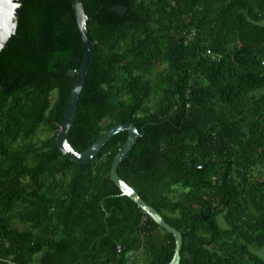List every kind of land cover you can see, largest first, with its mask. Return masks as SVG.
Listing matches in <instances>:
<instances>
[{"label": "trees", "instance_id": "1", "mask_svg": "<svg viewBox=\"0 0 264 264\" xmlns=\"http://www.w3.org/2000/svg\"><path fill=\"white\" fill-rule=\"evenodd\" d=\"M82 4L67 142L133 124L117 174L181 234L179 264H264V0ZM82 58L70 0H24L0 51V264H169L173 236L109 179L127 133L85 164L56 147Z\"/></svg>", "mask_w": 264, "mask_h": 264}, {"label": "water", "instance_id": "2", "mask_svg": "<svg viewBox=\"0 0 264 264\" xmlns=\"http://www.w3.org/2000/svg\"><path fill=\"white\" fill-rule=\"evenodd\" d=\"M24 0H0V51L6 46L7 41L16 31L17 21L22 9ZM73 14L75 17L78 32L81 37V44L83 47V58L80 63L78 71L70 70L69 76L74 78V82L69 93L66 106L64 108L62 121L59 125V132L56 135V147L60 154L78 164H85L92 159L114 134L125 131L127 138L121 149L114 157L109 173V179L120 191L121 196L129 198L145 215H147L154 223L163 228L167 233L171 234L174 238V254L169 264L180 263V250L182 246L181 234L170 227L162 218V216L151 206L147 205L142 198L135 192L133 188L128 186L117 174V167L119 163L126 157L132 149L139 132L133 124H118L111 127L104 132L92 145H90L83 152H77L67 142V133L72 125L77 103L80 93L85 84V80L92 63L94 45L87 34L86 21L89 16L85 14L82 0H70ZM100 6L99 10H101ZM111 11L123 16L127 8L122 5H116L111 8ZM104 212V220L109 217V213L102 208Z\"/></svg>", "mask_w": 264, "mask_h": 264}, {"label": "built area", "instance_id": "3", "mask_svg": "<svg viewBox=\"0 0 264 264\" xmlns=\"http://www.w3.org/2000/svg\"><path fill=\"white\" fill-rule=\"evenodd\" d=\"M190 32H191V33H189V34H184L185 37H186L188 40H191V39L195 36L194 31H190ZM206 53H207L208 55L211 54L210 51H207Z\"/></svg>", "mask_w": 264, "mask_h": 264}]
</instances>
